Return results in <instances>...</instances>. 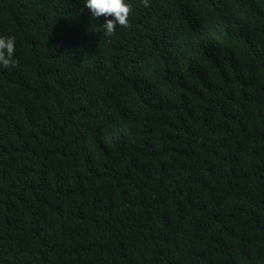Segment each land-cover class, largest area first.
I'll list each match as a JSON object with an SVG mask.
<instances>
[{"label":"trees","instance_id":"trees-1","mask_svg":"<svg viewBox=\"0 0 264 264\" xmlns=\"http://www.w3.org/2000/svg\"><path fill=\"white\" fill-rule=\"evenodd\" d=\"M127 2L0 0V264H264V0Z\"/></svg>","mask_w":264,"mask_h":264},{"label":"clouds","instance_id":"clouds-1","mask_svg":"<svg viewBox=\"0 0 264 264\" xmlns=\"http://www.w3.org/2000/svg\"><path fill=\"white\" fill-rule=\"evenodd\" d=\"M147 6L148 0H143ZM83 5L94 18L103 16L105 23L101 26L104 35H112L117 25L127 26L132 6L127 0H83ZM111 17V18H109ZM16 38L14 36H0V67L5 69L15 67L17 60Z\"/></svg>","mask_w":264,"mask_h":264}]
</instances>
